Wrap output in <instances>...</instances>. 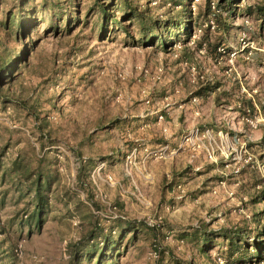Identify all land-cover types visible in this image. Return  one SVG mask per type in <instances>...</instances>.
I'll use <instances>...</instances> for the list:
<instances>
[{
	"label": "rangeland",
	"instance_id": "rangeland-1",
	"mask_svg": "<svg viewBox=\"0 0 264 264\" xmlns=\"http://www.w3.org/2000/svg\"><path fill=\"white\" fill-rule=\"evenodd\" d=\"M207 1L215 4L209 14ZM94 2L29 0L35 28L20 42L7 24L18 0H0V60L24 53L0 85V264H96L78 243L95 225L116 236L118 219L138 223L136 238L126 234L101 264H217L214 250L226 264H264L228 258L221 236L208 255L185 236L239 229L252 252L254 231L264 226L256 216L264 201L252 199L264 189V126L245 121L264 118V0H235L228 13L219 0H126L139 14L121 24L122 1L104 0L117 22L107 18L103 36ZM182 12L191 14L197 41L181 34L169 43L161 30L169 41L162 47L151 18L162 24ZM202 86L213 89L197 95ZM242 98L256 104L255 115L237 110ZM238 123L252 130L249 141ZM14 162L33 178L50 176L39 228L28 221L35 200L33 192L21 198L29 181L11 173Z\"/></svg>",
	"mask_w": 264,
	"mask_h": 264
},
{
	"label": "trees",
	"instance_id": "trees-1",
	"mask_svg": "<svg viewBox=\"0 0 264 264\" xmlns=\"http://www.w3.org/2000/svg\"><path fill=\"white\" fill-rule=\"evenodd\" d=\"M122 1V8H123V16L120 18L119 23L121 24L122 21H125L127 19H130L134 14L139 12L138 9L131 6L130 3L126 2V0ZM29 0H18L17 5V13L12 18V15L9 16L8 23L13 22L15 25V28L12 29L13 31V37L17 41H24L25 38H27L32 30L35 28V12H36V6L31 5L27 7ZM235 0H219L218 6L222 8V6L227 9V13L232 11V5L234 4ZM43 7L46 8V2L42 3ZM52 9L56 6V4H50ZM114 4H108L107 2H104V0H96L94 2V7L97 9L100 16V24L98 27V35L103 36L107 29V21L109 17H111V20L114 22H117L115 16L109 12ZM227 6V7H226ZM260 11V14L262 17H264L263 8H258ZM210 13V4L209 1L206 2L205 7V14ZM110 15V16H109ZM137 16V15H135ZM216 17L217 15L214 14ZM216 22L219 24L221 20L217 17ZM144 25V24H143ZM194 25V20L191 17V14L187 12H182L178 14H174L164 20L162 24L158 22V20H154L151 18L150 21V27L156 30L157 35L153 37L154 40H157L159 38V41L161 42L162 47H167V43H176L178 40H180L181 34H184V37H190L192 34V29ZM125 29L126 27L123 26ZM166 32L170 36H172L171 40H165V36L162 34H159V31ZM207 31V30H206ZM205 39L208 41V48L209 50H215L216 44H211L209 41V38L205 36ZM152 40V39H151ZM167 44V45H166ZM23 54V55H22ZM24 56V53L22 52H16V54L12 58L8 59H1L0 60V85L5 84L13 77V72L16 69V65L20 59H22ZM22 57V58H21ZM213 88H210L209 86H202L200 87L195 93L197 95H205L206 92L211 91ZM218 101V100H217ZM256 104L250 99L242 98L239 102L238 111L242 112L244 115H252L256 113ZM263 125L259 123V126ZM264 140V132L262 136ZM14 166L12 168L11 173H20L24 174V177L27 178L29 181V185L27 186V193L21 194V198L25 197L26 195L30 194V192H33V197L35 200L34 204V210L29 216V223L33 222V224L39 228L42 225V215L45 214L48 211L49 204L47 199V190L50 187V176L48 174H45L43 172H38L37 175H34V178L31 176V172H24L21 170V166L18 162L13 163ZM0 173L5 175L4 169H2L1 163H0ZM20 188H16L18 191ZM257 198L254 199V198ZM253 199V202L257 201H264V189L261 191L259 195H256ZM262 216L264 217V207L260 212L256 214V216ZM119 220V223L117 222L115 224V227L117 229L116 236L112 235L110 232H104L102 228L96 227L95 232H90V234L86 237V239L80 241L78 244L80 247H77L76 250L83 251L84 256L88 259L92 254L97 256V263L101 264L104 258V255H106L108 249L114 248V246L119 245L120 242H122L123 238L126 234L130 233V239L134 240L137 235V231L139 229L138 223L132 220ZM143 225V224H142ZM150 230H153V228H149ZM247 234H244L242 230H235V231H226L223 230V232H211L207 230L206 228L203 229H196L194 232L186 233L185 236H189V239L194 241L196 244L199 245V251H201L203 254L208 255V249L209 243L212 241V238L216 236H221L224 239L227 240V257L232 258L235 262L241 263L243 259H249L250 261L257 260V261H264V226L260 230L254 231V241L252 242L253 250L252 252H249L248 246H243V242L245 241ZM101 238V246L97 242L94 244H90L94 242L95 238ZM89 248V249H88ZM210 255V254H209Z\"/></svg>",
	"mask_w": 264,
	"mask_h": 264
},
{
	"label": "built area",
	"instance_id": "built-area-1",
	"mask_svg": "<svg viewBox=\"0 0 264 264\" xmlns=\"http://www.w3.org/2000/svg\"><path fill=\"white\" fill-rule=\"evenodd\" d=\"M195 1H197V0H194V2ZM193 2V3H194ZM210 4V9H215V4H214V2H210L209 3ZM247 24H248V21H245ZM192 36V35H191ZM189 37L188 38V40L190 41V43H195L197 40H195L194 38H192V37ZM202 49L204 50H200V52L201 53H203V52H205V50H206V45H205V43H202ZM216 50H217V52L218 53H225L226 52V50H225V48L223 47H221V46H218L217 48H216ZM235 54H236V52L235 51H231L230 52V62H232V60H233V57L235 56ZM176 55V54H175ZM245 121L249 124V126L250 127H253V128H258V126H259V123H261V122H263L264 123V118H257V117H255L254 116V118H245ZM207 134L209 133V132H206ZM228 133H225V134H222V132H219L218 133V135L220 136L221 135V137H223V139H224V141L226 142L227 141V138H228V135H227ZM209 135V134H208ZM245 138V140L246 141H249V139H247L248 137L246 136V137H244ZM233 143V145H234V143H237V144H239L242 148H244V151L246 152L247 151V149H246V144L243 142V141H240V139L239 138H234V141L232 142ZM264 148V147H263ZM232 149H234L233 147H232ZM213 152V153H212ZM212 155H214V149L212 148V150H211V153H209V156L210 157H212ZM177 188L178 189H180V186L178 185L177 186ZM147 223V225H149V226H154V223L155 222H153V221H148V222H146ZM181 241V240H180ZM156 249H153L152 250V254L155 256L156 255ZM14 254L15 255H17L18 257H20L21 256V254H22V251H21V249H20V246H18L17 248H15V250H14ZM211 256L213 257V259H214V261L217 263V264H226V260L224 259V257L222 256V255H220L218 252H215V250L214 251H212L211 252Z\"/></svg>",
	"mask_w": 264,
	"mask_h": 264
},
{
	"label": "crops",
	"instance_id": "crops-1",
	"mask_svg": "<svg viewBox=\"0 0 264 264\" xmlns=\"http://www.w3.org/2000/svg\"><path fill=\"white\" fill-rule=\"evenodd\" d=\"M237 126L239 127V123H238ZM244 127H245V128H244ZM243 128H244V129H243ZM242 129H243V130H242ZM235 131H238V132L242 131V133H243V137H245V136L248 135L252 130L248 128L247 124H243L242 127H239V128H238L237 130H235ZM258 132H259V131H258ZM263 132H264V129H261V132L259 133L260 136H258V137H262V136H263Z\"/></svg>",
	"mask_w": 264,
	"mask_h": 264
}]
</instances>
